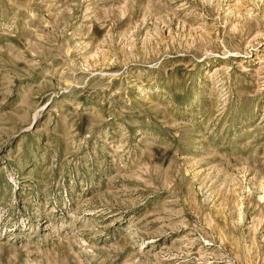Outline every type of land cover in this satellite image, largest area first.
<instances>
[{"label":"rangeland","instance_id":"rangeland-1","mask_svg":"<svg viewBox=\"0 0 264 264\" xmlns=\"http://www.w3.org/2000/svg\"><path fill=\"white\" fill-rule=\"evenodd\" d=\"M0 264H264V0H0Z\"/></svg>","mask_w":264,"mask_h":264}]
</instances>
